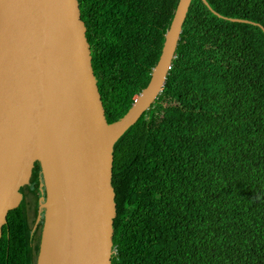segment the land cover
I'll return each instance as SVG.
<instances>
[{
  "label": "trees",
  "instance_id": "1",
  "mask_svg": "<svg viewBox=\"0 0 264 264\" xmlns=\"http://www.w3.org/2000/svg\"><path fill=\"white\" fill-rule=\"evenodd\" d=\"M79 1L112 123L146 87L178 0ZM204 1L190 2L160 94L112 148L111 264H264V0ZM25 188L0 264H34L36 163Z\"/></svg>",
  "mask_w": 264,
  "mask_h": 264
},
{
  "label": "water",
  "instance_id": "2",
  "mask_svg": "<svg viewBox=\"0 0 264 264\" xmlns=\"http://www.w3.org/2000/svg\"><path fill=\"white\" fill-rule=\"evenodd\" d=\"M191 1L178 0L146 87L107 123L80 1L0 0V237L36 163L44 198L34 264H111L112 148L160 94Z\"/></svg>",
  "mask_w": 264,
  "mask_h": 264
},
{
  "label": "flooded vegetation",
  "instance_id": "3",
  "mask_svg": "<svg viewBox=\"0 0 264 264\" xmlns=\"http://www.w3.org/2000/svg\"><path fill=\"white\" fill-rule=\"evenodd\" d=\"M25 187H23L22 189L19 190V193H21V195L23 197L22 201H24V200L27 201V200H29L28 198H31L30 191H28V189L25 188ZM43 198H44V192H43V197L40 196L39 199H38L37 207L35 208V212L33 210L34 206H32V205L28 209L29 219H30L31 222H33L32 231H34L36 233V235H38V239H39V236H40V231H41V226H42V221H43L42 220L43 219V213H42V211L40 212V210H39V204H40V201ZM38 243H39V240H38Z\"/></svg>",
  "mask_w": 264,
  "mask_h": 264
},
{
  "label": "clouds",
  "instance_id": "4",
  "mask_svg": "<svg viewBox=\"0 0 264 264\" xmlns=\"http://www.w3.org/2000/svg\"><path fill=\"white\" fill-rule=\"evenodd\" d=\"M135 99V98H134ZM101 100V99H100ZM102 103V102H101ZM113 251V250H112ZM37 253V252H36ZM35 257H36V255H35ZM35 260V259H34Z\"/></svg>",
  "mask_w": 264,
  "mask_h": 264
}]
</instances>
